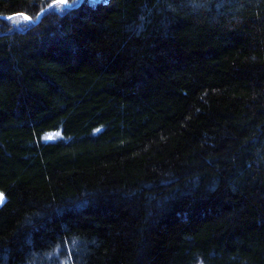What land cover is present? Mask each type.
<instances>
[{"label":"trees","instance_id":"trees-1","mask_svg":"<svg viewBox=\"0 0 264 264\" xmlns=\"http://www.w3.org/2000/svg\"><path fill=\"white\" fill-rule=\"evenodd\" d=\"M67 1L0 0V264H264V0Z\"/></svg>","mask_w":264,"mask_h":264},{"label":"rangeland","instance_id":"rangeland-1","mask_svg":"<svg viewBox=\"0 0 264 264\" xmlns=\"http://www.w3.org/2000/svg\"><path fill=\"white\" fill-rule=\"evenodd\" d=\"M60 3H62L63 5H68V1L66 0H58Z\"/></svg>","mask_w":264,"mask_h":264},{"label":"water","instance_id":"water-1","mask_svg":"<svg viewBox=\"0 0 264 264\" xmlns=\"http://www.w3.org/2000/svg\"><path fill=\"white\" fill-rule=\"evenodd\" d=\"M66 1H67V0H66ZM52 3H54V1H53ZM52 3H50V5H51ZM41 12H42V10H41V11L38 13V15H37V18H36V19H38V18H39V16H40Z\"/></svg>","mask_w":264,"mask_h":264}]
</instances>
